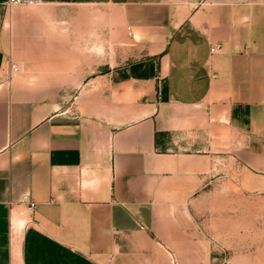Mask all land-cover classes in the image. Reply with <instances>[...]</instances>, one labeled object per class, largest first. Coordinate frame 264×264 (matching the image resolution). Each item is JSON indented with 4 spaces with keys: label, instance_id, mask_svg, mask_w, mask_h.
Listing matches in <instances>:
<instances>
[{
    "label": "crops",
    "instance_id": "1",
    "mask_svg": "<svg viewBox=\"0 0 264 264\" xmlns=\"http://www.w3.org/2000/svg\"><path fill=\"white\" fill-rule=\"evenodd\" d=\"M4 2L0 264H211L198 206L264 193V0H42L64 36L103 13L118 48L44 51L37 84L4 70Z\"/></svg>",
    "mask_w": 264,
    "mask_h": 264
},
{
    "label": "rangeland",
    "instance_id": "2",
    "mask_svg": "<svg viewBox=\"0 0 264 264\" xmlns=\"http://www.w3.org/2000/svg\"><path fill=\"white\" fill-rule=\"evenodd\" d=\"M41 6L14 7L18 10L14 16L19 18V23L14 26L13 39L18 48H15L17 55L12 59L8 52L4 70L8 71L9 76H19L25 82L35 84L42 83L49 77L52 80L59 78L58 69L37 67L42 66L41 56L44 51L57 54L64 48H82L84 57L92 55L93 60L101 63L106 60L107 52L110 53L113 47L118 48L117 39L107 35L108 25L102 19L103 13L92 19L91 7L84 6L85 19L82 25H77L75 20H67V35L64 36L65 27L58 15L51 13L44 21L36 19L44 16L42 12L34 10ZM75 13V10L71 12L72 17ZM30 17L34 18L27 22L25 18ZM6 36L10 42L12 33L9 24ZM126 37L130 48L128 56L133 57L139 47L127 35ZM86 48L88 51L90 48L100 49L99 53H89ZM12 65L17 66L16 72L11 71ZM195 219L209 227L212 242L211 264H264V193H246L228 184L224 195L211 196L208 210L206 205L198 206Z\"/></svg>",
    "mask_w": 264,
    "mask_h": 264
},
{
    "label": "built area",
    "instance_id": "3",
    "mask_svg": "<svg viewBox=\"0 0 264 264\" xmlns=\"http://www.w3.org/2000/svg\"><path fill=\"white\" fill-rule=\"evenodd\" d=\"M5 5L8 7L11 6H35L42 3V0H5ZM217 48V45L210 47V52H213ZM18 70L16 65L11 66V71L16 72ZM34 203L30 202L29 207L32 208Z\"/></svg>",
    "mask_w": 264,
    "mask_h": 264
}]
</instances>
